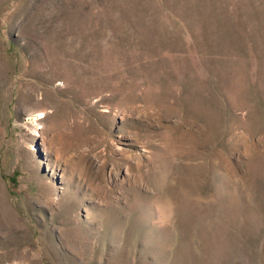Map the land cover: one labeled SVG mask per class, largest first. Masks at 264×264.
Instances as JSON below:
<instances>
[{
	"label": "rangeland",
	"instance_id": "rangeland-1",
	"mask_svg": "<svg viewBox=\"0 0 264 264\" xmlns=\"http://www.w3.org/2000/svg\"><path fill=\"white\" fill-rule=\"evenodd\" d=\"M0 264H264V0H0Z\"/></svg>",
	"mask_w": 264,
	"mask_h": 264
}]
</instances>
